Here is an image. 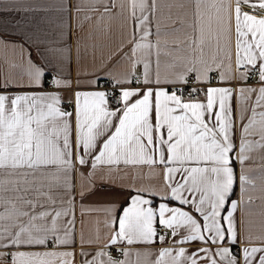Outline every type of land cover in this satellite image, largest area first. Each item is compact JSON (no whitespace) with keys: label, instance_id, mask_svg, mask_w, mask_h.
<instances>
[{"label":"snow or ice","instance_id":"1","mask_svg":"<svg viewBox=\"0 0 264 264\" xmlns=\"http://www.w3.org/2000/svg\"><path fill=\"white\" fill-rule=\"evenodd\" d=\"M52 10L122 18L131 47L116 63L129 67L73 79L54 27L43 66L29 58L20 80L0 79V264H264V232L236 218L264 185V0H59ZM67 90L72 111L62 106ZM157 169L161 186L145 184ZM77 171L81 197L121 171L135 193L119 213L82 209L102 213L109 234L101 243L99 227L95 238L81 233L79 253ZM191 243L202 246L190 252Z\"/></svg>","mask_w":264,"mask_h":264},{"label":"crops","instance_id":"2","mask_svg":"<svg viewBox=\"0 0 264 264\" xmlns=\"http://www.w3.org/2000/svg\"><path fill=\"white\" fill-rule=\"evenodd\" d=\"M59 0H19L17 4L4 3L0 4V79L5 76L20 80L21 69L26 66L30 58L37 65H44L45 58L51 57L49 38L50 30L54 27L63 29V37L61 45L63 47V60L65 64L66 74L71 75L75 79L81 71L86 70L88 73H100L101 69L106 73L109 68L116 73L127 71V63L117 64L116 61L120 59L123 53L119 52L121 47L127 51L131 45H126L128 36L131 32V26L124 22L122 18L112 20L105 19L102 22H97L95 16L90 21L83 19L84 13L77 15L75 12L71 14L65 12L60 19L56 12L52 10L53 6H58ZM87 4V0H86ZM32 8L35 11L25 9ZM48 9V11H45ZM167 26L171 27V21H167ZM82 25V26H81ZM178 26V25H177ZM179 35V34H178ZM182 39V36H179ZM169 39H173L170 37ZM107 65V67H105ZM142 65L138 66V72H142ZM106 75L101 74L100 83ZM26 80V77L24 78ZM47 79H51L49 75ZM248 84H253L248 81ZM101 86V85H100ZM136 87L137 85H133ZM101 88V87H100ZM102 89V88H101ZM44 91L50 89L45 86ZM64 97L62 106L72 111L73 101L71 90L63 91ZM200 99H203L201 95ZM233 114L237 111V100L235 97L232 101ZM236 141L239 143V125L236 130ZM261 166V161L257 157L254 162L250 161L245 171L251 175H255ZM85 173L89 170L87 167L80 169ZM158 177L149 182L144 181L145 184L151 183L156 187L162 184L163 176L162 169L156 170ZM240 168L237 166V175H239ZM107 173L105 167L99 175ZM123 172L114 173L115 183L96 180L95 188L88 192L85 191L83 197L80 193L83 190L81 187V179L79 171L74 174L75 188V237L77 244L75 250L79 253V238L83 233L86 239L95 238L97 235V227H99V234L101 236V243H107V235L109 229L105 227L103 221L105 217L102 213L92 212L88 214H81L82 209L97 208L102 205L114 206L117 213L123 206H127L130 197L134 195V191L128 189L127 180L121 183L120 176ZM240 189L237 183L235 194L232 199L239 197ZM253 197L254 203L250 206V210L236 213L238 223L243 221L244 224L251 229L253 234L259 235L264 232V185L257 181V187L250 190L247 196ZM159 198L157 197V200ZM97 220L101 221L97 225ZM244 224L240 227L243 229ZM199 243H191L185 245L188 250L194 251L201 247ZM95 247V246H94ZM93 248L85 246V251H93ZM156 248L161 245H156ZM259 255V254H258ZM79 255L76 260L79 261Z\"/></svg>","mask_w":264,"mask_h":264},{"label":"built area","instance_id":"3","mask_svg":"<svg viewBox=\"0 0 264 264\" xmlns=\"http://www.w3.org/2000/svg\"><path fill=\"white\" fill-rule=\"evenodd\" d=\"M107 79L108 78H104V80H102V82L100 83V85H101L100 87L102 89L107 86V83H106ZM250 81H252V83H254V79H250ZM192 86H195V85H189V87H192ZM185 92L187 93V88L185 89ZM113 254H115V252Z\"/></svg>","mask_w":264,"mask_h":264}]
</instances>
